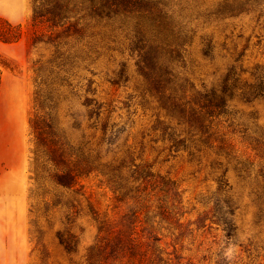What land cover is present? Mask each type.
<instances>
[{"label":"rangeland","instance_id":"rangeland-1","mask_svg":"<svg viewBox=\"0 0 264 264\" xmlns=\"http://www.w3.org/2000/svg\"><path fill=\"white\" fill-rule=\"evenodd\" d=\"M166 1L169 6L192 14L193 31L179 70L197 89L217 86L231 65L246 70L243 76L247 78L256 65H264V0H228L235 5L243 3L232 15L219 13L225 0ZM27 2L26 20L9 21L23 30L18 41H25V61L0 53V59L12 67L6 69L0 97V264H75L98 236L96 215L106 218L109 228L119 233L125 230L132 210L139 205L132 199L116 202L111 188L96 173L81 178L78 190L51 185L46 196L34 193L29 171L32 63L45 61L53 47L30 43L31 17L37 2ZM0 29L8 35L16 32L1 21ZM108 33L99 35L103 40L87 37L71 41L78 58L73 68V88L59 106L58 116L64 128L75 141L83 135L91 139L93 146L102 150L104 159L119 156L129 148L137 162L147 163L154 173L175 183L181 226L156 216L155 196L146 201L150 206L149 224H141L151 227L158 237L156 244L165 257H171L172 264H264V222L257 223L254 178L240 179L229 168V186L219 189L220 172L211 167L217 157L213 150L197 152L194 157L187 150H170L153 127L158 119L167 118L156 102L143 93L136 53L123 32L114 37ZM207 40L213 45L209 57L202 51ZM15 53L21 54V49ZM121 64H125V74L119 77ZM87 87V94L102 106L99 123L106 120L115 130H121L115 154L104 153L105 144H98L100 131L88 127L87 110L82 105ZM231 103L235 114L221 118L223 129L232 136L238 153L253 155L240 130L244 124L264 129V100L245 102L234 98ZM71 113L81 122L80 128L72 127ZM220 159L225 161L224 157ZM224 198H230L234 207L235 233L231 238L215 219L219 214L215 203L222 207ZM143 217L142 211L141 222ZM58 231L74 235L77 247L72 254H67L59 243Z\"/></svg>","mask_w":264,"mask_h":264},{"label":"trees","instance_id":"trees-1","mask_svg":"<svg viewBox=\"0 0 264 264\" xmlns=\"http://www.w3.org/2000/svg\"><path fill=\"white\" fill-rule=\"evenodd\" d=\"M37 5L31 17L30 43H45L53 52L45 61L32 64L34 73L33 111L29 118L31 149L30 178L34 193L48 195L50 186L70 190L81 189L79 181L96 173L101 175L114 193L116 202L134 200L139 207L131 212L125 230L115 233L106 218L95 216L98 236L87 247L83 259L75 264H172L156 244L157 235L149 224L150 206L147 198L156 197V216L170 224L181 226L180 199L173 181L151 170L150 165L137 162L130 149L104 159L91 139L74 140L62 125L58 112L62 99L73 88V68L78 56L72 40L99 35L124 33L130 49L136 53L137 72L143 80V93L150 96L163 111L167 120L158 119L154 129L167 141L170 150H187L191 157L203 150H213L216 156L211 167L220 173L218 188L228 187L226 173L231 168L240 179L254 178L257 223L264 222V129L258 125H243L245 142L253 155L236 151L232 136L223 129L222 117L235 114L232 100L245 102L264 100V65H256L244 77L246 70L231 65L217 86L197 89L179 70L183 52L191 37L192 14L185 9L169 6L166 0H35ZM39 2V4H38ZM243 3L224 1L219 13L232 15ZM74 18V20H72ZM0 21L14 27V35L0 29L3 42L18 41L23 30L0 17ZM115 34V35H114ZM109 39V37H108ZM203 54L212 55L213 45L207 40ZM35 65V68H34ZM2 68L12 67L0 59V86ZM125 74L121 64L118 76ZM68 89V90H67ZM82 105L87 110L88 127L100 131L98 144H105L104 153H113L121 130H115L106 120L99 118L101 104L87 93ZM73 117L72 127L81 122ZM220 157H224L221 160ZM155 191V192H154ZM57 196V193L56 195ZM60 202L59 200L57 201ZM217 206L215 219L223 225L228 238L234 236V214L230 198ZM144 213L141 222V213ZM182 234V233H181ZM59 243L67 254L76 251L74 235L57 232Z\"/></svg>","mask_w":264,"mask_h":264},{"label":"crops","instance_id":"crops-1","mask_svg":"<svg viewBox=\"0 0 264 264\" xmlns=\"http://www.w3.org/2000/svg\"><path fill=\"white\" fill-rule=\"evenodd\" d=\"M28 9L27 0H0V16L13 23H22L26 20ZM21 49V54H16L15 50ZM0 53L12 58H17L20 62L25 61V41L3 42L0 40ZM7 68H2L0 97L7 77ZM10 70V69H9ZM0 120H2L0 115ZM23 120V119H22Z\"/></svg>","mask_w":264,"mask_h":264}]
</instances>
